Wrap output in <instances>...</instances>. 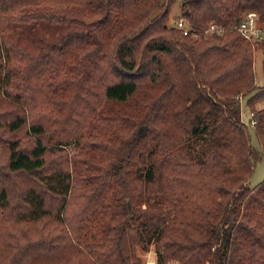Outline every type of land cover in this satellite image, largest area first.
Here are the masks:
<instances>
[{"label":"trees","instance_id":"1","mask_svg":"<svg viewBox=\"0 0 264 264\" xmlns=\"http://www.w3.org/2000/svg\"><path fill=\"white\" fill-rule=\"evenodd\" d=\"M176 1L0 0V264H264V38L184 35ZM180 7L264 22V0Z\"/></svg>","mask_w":264,"mask_h":264},{"label":"rangeland","instance_id":"2","mask_svg":"<svg viewBox=\"0 0 264 264\" xmlns=\"http://www.w3.org/2000/svg\"><path fill=\"white\" fill-rule=\"evenodd\" d=\"M247 11L256 12L253 9L252 10H246V11L242 12V14L240 16L241 17L240 19H242L245 16L244 14ZM181 12L182 11H181V7H180V0H177L175 2V4L172 6V9H171V12H170L169 23H172V22L175 23L176 18L178 16L182 15ZM187 22H188V24H190L188 20H187ZM255 23L258 26H260V25H262L264 23V22H262L259 19L258 13H257V18H256V22ZM221 25H223V24H221ZM230 25L231 24H227V25H223V26L225 28H227V31H230V29H231L229 27ZM62 29H64V28H62ZM38 30H40L41 33L43 35H45V37H47V38L49 36L55 35V33H56V31L53 28H47V30H45L44 28L39 27ZM36 35H38L37 34V31H36ZM198 35L196 37H192V38H197V37H199ZM252 43L255 44L256 42H252ZM261 58H262V51L259 50V49H255V51H254V61H255L254 62V74H255L254 83L256 85H262L264 83V76H263L262 68H261ZM261 104L262 103H259L258 106H260ZM240 106H241L242 111H243V117L241 116V119L243 120V123H245L246 125L250 126L251 124L248 121L249 110L247 109V105H245V99H244V97L243 98H240ZM254 125L255 124H253L249 128H251V129L254 128ZM252 143L258 149L260 148V146L258 145V142H257L255 136L253 135V133H252ZM149 155H150L149 152H145V154L143 155L142 159L140 160V163L142 165L144 163H147L149 161V159H150L149 158ZM6 160H7L6 156L0 155V164H4L6 162ZM263 177H264V158H262L261 160H258V161L255 162V164L253 166L252 173H251L250 177L247 180V185L249 187H252L255 184H257L258 182H260L263 179ZM97 237H98V234H97L96 230L94 228H91L90 229V232H89V235L87 237V240L88 241H92V240L96 239ZM136 253L141 258V264H155L156 263V251H155L154 244H149L146 247V249L137 248Z\"/></svg>","mask_w":264,"mask_h":264},{"label":"built area","instance_id":"3","mask_svg":"<svg viewBox=\"0 0 264 264\" xmlns=\"http://www.w3.org/2000/svg\"><path fill=\"white\" fill-rule=\"evenodd\" d=\"M245 16L239 21L231 24L230 30H236L245 38L252 42H258L264 38V23L260 26L256 25L257 13L253 11H247ZM175 25L178 27L184 35L196 37L198 34L211 35V34H222L227 31L223 25L216 22H210L207 26L197 29L192 25L188 24L187 20L183 16H178L175 20ZM241 116L243 117V111L241 110ZM248 121L252 126L256 120L253 115V111L249 112Z\"/></svg>","mask_w":264,"mask_h":264}]
</instances>
